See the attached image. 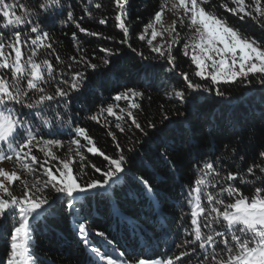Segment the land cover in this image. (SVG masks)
I'll return each instance as SVG.
<instances>
[{
  "label": "snow or ice",
  "instance_id": "6c2138e0",
  "mask_svg": "<svg viewBox=\"0 0 264 264\" xmlns=\"http://www.w3.org/2000/svg\"><path fill=\"white\" fill-rule=\"evenodd\" d=\"M128 2L115 0L120 13L116 20L120 21L118 27L124 37L120 43L126 44L135 53L137 49L128 42L129 29L121 18L127 15ZM173 7L179 9L180 14L173 20L170 29L163 27L164 7L161 5L137 36V39L146 41L150 52L157 54L154 59L164 58L170 66L169 70L174 71L177 65L172 49L182 42L180 31L188 28L192 30L193 37L190 42H183V55L188 56L189 49L192 50L190 59L196 66V76L201 79L210 77L214 84L258 77V82L264 85V40L230 26L223 16L212 10L211 0H178ZM216 7L231 12L241 20L249 17L264 28V0H221ZM57 14L63 17V23H74L79 32L101 36L81 27L74 13L65 7V0H35L30 4L23 0H0V163L14 160L28 175L35 177L29 183L21 180L16 171L0 168V177L4 178L0 180V226H4L5 222L10 225L6 264H43L31 244L34 222L51 214L53 206L61 202L67 216L80 219V214L84 212L81 201L88 199L96 190L114 183L119 174L126 171L129 160L118 141L117 155L108 156L97 148L88 129L79 123L78 110L72 103L79 99L90 75L99 74L101 68L105 72L112 69L118 53L101 48L103 55L98 58L80 48V54L70 57L71 63L64 65L66 70L61 69L57 73L55 65L64 64L58 53L54 50L47 53L48 56H55V64L48 58H40L45 55L41 50L53 48L52 36L45 30L44 20ZM105 22V19L100 20L101 24ZM157 23L161 24V31H157ZM164 32L171 37L167 48L154 45L153 41L157 36L163 38ZM72 38L74 42L77 40L76 32L72 33ZM139 55L142 59H148L142 52ZM97 59L99 62H94ZM206 61H211V64ZM154 67L151 63L146 65L149 71ZM209 67L212 71L206 74ZM180 75L187 82V89L209 91L203 85L194 83L187 72ZM215 94L224 96L219 90ZM143 96L142 91L125 87L124 91L112 97L117 102L115 105L100 107L91 112L87 119L97 124H101L103 119L106 124L107 117H114V127L119 132H125L126 125L129 132L139 131L144 137L138 139L128 151L137 152V145L150 149L153 138H158L174 121L165 110L161 112L159 120L163 127L158 128L157 123L150 120L146 125L142 124L136 113L141 110L137 100ZM170 98L183 102L186 99L185 90H173ZM121 100L127 102V108L120 107L118 102ZM180 114L177 112V115ZM120 121L125 124L122 125ZM146 129L155 131L150 134ZM108 135L113 141L117 140L115 132L109 131ZM64 136L70 139H62ZM82 140L86 143L82 144ZM66 143L76 146L74 155L73 149L69 148L65 154L67 158L61 159L54 150L63 149ZM81 149L103 157L104 167L91 164L100 179H86L87 166L82 163L86 157ZM157 155L167 159V150L161 152L158 147ZM258 157L259 162H252L246 169L249 176L259 181L252 196L243 194L235 183L220 185L217 193L209 192V187H217V177L225 182L238 179L241 183L248 181L240 172L230 171L221 177L214 166L215 162H204L201 175L188 193L192 229L186 231L190 238L176 245L181 249L178 254L161 261L142 257L135 259L134 264H190L197 253V264H264V150L259 151ZM170 166L174 168L175 163L172 162ZM137 179L143 186L145 196L152 197L154 189L149 181L143 177ZM17 181L22 185L19 195L11 190ZM76 235L99 261L128 264V261L117 260L90 244L86 220L77 224ZM96 235L105 237L109 244L113 243L103 232Z\"/></svg>",
  "mask_w": 264,
  "mask_h": 264
},
{
  "label": "trees",
  "instance_id": "16d2710c",
  "mask_svg": "<svg viewBox=\"0 0 264 264\" xmlns=\"http://www.w3.org/2000/svg\"><path fill=\"white\" fill-rule=\"evenodd\" d=\"M167 1L129 0L126 5L127 15L121 18L129 29L128 42L137 49L135 53L126 44L120 43L124 37L118 27L120 21L116 20L120 13L115 0H65V7L74 13L80 26L89 32L100 33V37L79 32L74 23H63V17L59 14L44 20L45 30L52 36L53 48L41 50L45 55L40 58H48L55 64V56H48L47 53L53 50L58 53L64 64L55 65L57 73L61 69L66 70L64 65L71 63L70 57L80 54V48L98 58L103 55L101 48L118 53L114 57L112 69L105 72L101 68L99 74L90 75L79 99L72 103L78 110L79 123L88 129L97 148L108 156H114L118 154V141L129 160L126 171L119 174L114 183L105 189L96 190L88 199L81 201L84 212L80 214V219L67 216L61 202L53 206L51 214L34 222L31 244L43 264H89L90 261L93 264H106L99 261L76 235L77 224L85 220L90 244L117 260L134 264L135 259L142 257L164 260L178 254L181 249L176 245L190 238L187 235V231L192 229L188 193L201 175L204 162H215L214 166L220 171L221 177L230 171L240 172L248 181L241 183L238 179L225 182L217 177V187H209V192L217 193L220 185L235 183L243 194L252 196L254 188L259 186V181L249 176L246 169L252 162H259L258 153L264 150V85L258 82V77L215 84L201 79L195 75L194 68L180 47L172 51L177 65L174 71L169 70L170 66L164 58L154 59L157 54L150 52L146 41L137 39V36ZM23 2L30 4L35 0ZM220 2L211 0L212 10L223 16L230 26L264 40V28L256 21L249 17L241 20L231 12L217 9ZM102 19L106 20L103 24L100 23ZM73 32L77 33L75 42ZM141 52L148 59H142L139 55ZM94 62L98 63L99 60ZM149 63L155 65L150 71L146 68ZM182 72H187L194 83L203 85L209 91L201 89L194 92L187 89V82L180 75ZM125 87L144 93L143 98L137 100L141 110L136 113L142 124L146 125L150 120L156 122L158 128L163 127L159 120L161 112L165 110L174 121L158 138H153L150 149L139 148L137 145V152L128 151L138 139L144 137L139 131L129 132L126 125V131L119 132L114 127V117H107L106 124L103 119L101 124L87 119L98 108L115 105L117 102L112 97L124 91ZM173 90H185L186 99L177 102L175 98H170ZM216 90L222 91L224 96H217ZM118 103L120 107L127 108L126 101ZM114 110L119 112L115 107ZM177 112L181 114L177 115ZM120 123L125 124L124 121ZM146 130L150 134L155 131ZM109 131L116 133V141L108 135ZM61 138L70 139L68 136ZM81 143L85 144L86 141L82 140ZM68 145L66 143L65 147ZM65 147L54 150L61 159L67 158ZM158 147L161 152L167 150V159L157 155ZM81 151L86 157L82 162L87 166L86 179H100L91 164L104 167L103 157L88 153L86 149ZM40 156L43 158L42 153ZM172 162L175 163L174 168L170 166ZM6 163L15 165L14 160ZM138 177H143L152 185V197L145 196ZM9 230L8 222L0 226V264H6L9 254ZM98 232L105 233L113 243L109 244L105 237L96 235ZM198 256L199 253L191 259L190 264H197Z\"/></svg>",
  "mask_w": 264,
  "mask_h": 264
},
{
  "label": "rangeland",
  "instance_id": "374dc122",
  "mask_svg": "<svg viewBox=\"0 0 264 264\" xmlns=\"http://www.w3.org/2000/svg\"><path fill=\"white\" fill-rule=\"evenodd\" d=\"M177 2H178V0H169L164 5L162 24H163V27L165 29H170V26L172 25L173 20L180 14V10L173 7V5L176 4ZM156 29H157V31L162 30L160 23L156 24ZM150 31L151 30H149V36H150ZM179 34L182 38V42L175 44L173 46V49L180 47V49L183 53V42H190L192 40L193 33H192L191 29L185 28V29L181 30ZM170 40H171V37L169 36L168 32H164L163 38H161L160 36H157L156 40L153 41V44L154 45H162L164 48H167V44H168V42H170ZM173 49H172V51H173ZM191 55H192V50L189 49V55L188 56L184 55V56L190 61L192 67L194 68V71L196 72L197 71L196 66L192 63V61L190 59ZM217 59H219V57H217ZM229 59H230V57H229ZM206 63L210 65L211 61H206ZM210 71H212V69L209 67L206 70V74H207V72H210ZM205 80L212 82L210 77H208ZM221 82H223V81H221ZM65 148L67 150L69 148H72L73 149V155H74V151H75L76 146H72V145L69 146L68 145ZM0 168H3L9 172L16 171L17 174L21 177V180H27L29 183H31L35 179L34 176L28 175L16 163H15V165H10L9 163H6V161H4V162L0 163ZM3 179H4L3 177H0V180H3ZM11 190L14 192V194L19 195L20 192L22 191V185L20 184L19 181H17L14 185H12ZM156 261H161V260H156Z\"/></svg>",
  "mask_w": 264,
  "mask_h": 264
}]
</instances>
